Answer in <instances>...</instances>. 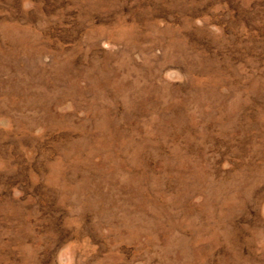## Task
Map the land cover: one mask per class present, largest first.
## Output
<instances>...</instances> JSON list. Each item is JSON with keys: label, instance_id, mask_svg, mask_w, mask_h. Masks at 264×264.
<instances>
[{"label": "rangeland", "instance_id": "rangeland-1", "mask_svg": "<svg viewBox=\"0 0 264 264\" xmlns=\"http://www.w3.org/2000/svg\"><path fill=\"white\" fill-rule=\"evenodd\" d=\"M0 264H264V0H0Z\"/></svg>", "mask_w": 264, "mask_h": 264}]
</instances>
